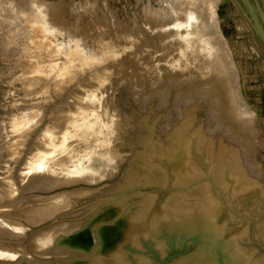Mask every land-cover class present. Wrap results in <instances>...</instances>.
<instances>
[{"label": "water", "instance_id": "1", "mask_svg": "<svg viewBox=\"0 0 264 264\" xmlns=\"http://www.w3.org/2000/svg\"><path fill=\"white\" fill-rule=\"evenodd\" d=\"M0 264H264V0H0Z\"/></svg>", "mask_w": 264, "mask_h": 264}]
</instances>
